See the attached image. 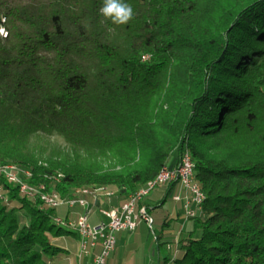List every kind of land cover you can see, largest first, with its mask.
Segmentation results:
<instances>
[{
    "label": "trees",
    "instance_id": "16d2710c",
    "mask_svg": "<svg viewBox=\"0 0 264 264\" xmlns=\"http://www.w3.org/2000/svg\"><path fill=\"white\" fill-rule=\"evenodd\" d=\"M125 2L117 25L103 0H0V162L127 199L187 149L206 216L170 264H264V0ZM35 134L86 156L45 166ZM0 183V264H59L54 240L76 233Z\"/></svg>",
    "mask_w": 264,
    "mask_h": 264
},
{
    "label": "built area",
    "instance_id": "2783aa9c",
    "mask_svg": "<svg viewBox=\"0 0 264 264\" xmlns=\"http://www.w3.org/2000/svg\"><path fill=\"white\" fill-rule=\"evenodd\" d=\"M0 33L3 36L6 35L3 29L0 30ZM178 169H185L184 183H175V174ZM193 169L194 166L188 161V156L182 151L179 155L178 163L172 168L167 167V171L162 174V177L157 178L153 188L154 190L161 186L167 189L172 187L171 191L176 189L172 199L182 204V214L185 223L198 217L196 198L205 196L203 191H198L192 184ZM7 182L13 184V182ZM147 195L132 194L120 206H110L103 209L101 212L105 220L97 223H93L89 219L90 199L95 200L93 197H88L87 202H80L79 199L73 205H64L63 200L58 202V204L47 203V205L40 206L55 210L60 207H66L69 211L81 208L82 211L76 210V218L73 220L55 217L54 221L57 225L67 226L68 229L76 233V258L78 264H105L109 255L115 249L118 233L134 231L141 223H145L150 230L154 231V218L149 212V207L144 203V198ZM43 196L47 198V195ZM27 197L31 198V194ZM66 258L69 259L70 255H67Z\"/></svg>",
    "mask_w": 264,
    "mask_h": 264
},
{
    "label": "crops",
    "instance_id": "0c3cea01",
    "mask_svg": "<svg viewBox=\"0 0 264 264\" xmlns=\"http://www.w3.org/2000/svg\"><path fill=\"white\" fill-rule=\"evenodd\" d=\"M179 156H174L169 162L170 168L174 167L178 163ZM168 189L165 187H161L157 190V192L165 195L167 194ZM156 192V193H157ZM172 191H170L171 193ZM169 193V194H170ZM154 195V194H153ZM165 198V197H164ZM163 198V200H164ZM166 200V199H165ZM124 201H126V197L121 195L118 191H113V194L109 197L107 196H99L97 199H90V208H89V219L93 223H97L100 221H104L105 217L102 214V210L109 208L110 206H120ZM144 203L149 207L150 214L154 218V224L159 227V235L156 236V240L158 242L160 237L164 236L163 241L158 242V244H163L167 247L168 250L171 251L170 256L166 259H161L160 248H157V252L153 249L152 245H148V236L146 235V231H148V227L145 223H141L137 226L134 231H124L117 234V242L115 249L111 252L109 257L107 258L105 264H118L119 257L121 256V251L127 249L131 243V239L138 240L140 246L144 254L142 253H134V259H132V263L129 264H170L172 261L180 256V241L187 234L188 230L192 228V222L188 221L184 223V225H178V220H181L182 214H180V210L175 209V213L167 211L166 213L160 209V211H154L155 208H159L162 206V203L152 204L148 203L144 200ZM77 211H82L81 208L76 209ZM175 223V227L172 231L166 233L165 229L172 228ZM76 236V235H75ZM77 239V236H76ZM148 245V247H147ZM148 248H151L152 251H149ZM68 252V251H67ZM70 253L68 252L67 255ZM138 256V257H137ZM63 258V257H62ZM66 262L69 264H78L77 261H74L71 257L65 258ZM157 260V261H155ZM163 260V261H162ZM64 261V260H63ZM60 261V262H63ZM58 261V263H60ZM66 264V263H65Z\"/></svg>",
    "mask_w": 264,
    "mask_h": 264
},
{
    "label": "rangeland",
    "instance_id": "374dc122",
    "mask_svg": "<svg viewBox=\"0 0 264 264\" xmlns=\"http://www.w3.org/2000/svg\"><path fill=\"white\" fill-rule=\"evenodd\" d=\"M28 152L29 154L33 155L35 159H37L39 161V163H43L45 166H47V160H51V161H59V160H64L67 159L68 161L70 160V162L77 160L78 161H82L84 160L86 154L83 151L80 150H74L72 149L65 141L62 137L60 136H56V135H44V134H35L33 135L28 143ZM176 154V152H173V155ZM180 155V154H179ZM108 163V162H107ZM58 173H61V171H57ZM106 187V186H104ZM108 188V187H107ZM161 188V186L155 188L154 190H152L145 198L144 200L146 202H150L152 204H159L162 203V206H160L159 208H155L154 211H160V209H162V211H164L165 213L167 211L173 212L175 213V209L177 207L178 210H180V214L183 213V208H182V204L179 202H175L172 199V196L176 193V189H174L170 194H168L166 200H163L164 197H166L165 193L161 194L159 192H157V190ZM108 190L110 191H116V190H111L108 188ZM157 192V193H156ZM154 194V195H153ZM76 210L73 211H69L68 208L66 207H60L58 209L55 210L54 216L55 217H61L63 219H70L73 220L76 218ZM183 215V214H182ZM206 214L203 215V219L205 218ZM25 218L24 216L22 217V222H24ZM184 219L181 216V220H178V225H184ZM148 227V226H147ZM175 227V223L173 224L172 228H166L165 232L168 233L170 231H172V229ZM153 229L154 231L150 230L148 227V231H146V235L148 236V245H152L154 247V251L157 252V248H160V254H161V259L163 258H167L170 256L171 251L167 249L166 246H164L163 244H158V242L163 241L164 236L160 237L158 242L156 240V236L159 235V227L157 225H153ZM55 243H57L59 246L65 248L70 254V257L74 260L77 261L76 258V251H77V239L75 235H67L58 239L54 240ZM131 245L125 249L121 251V256L119 257V262L118 264H129L132 263V259H134V253H142L144 254V252L142 251L140 246V243L138 240L135 239H131L130 240ZM147 245V247H148ZM149 251H152L151 248H148ZM65 251L63 253V255H61V257L59 259L60 262L59 264H69L66 262L65 258L68 254V252ZM138 257V256H137ZM157 261V260H155ZM163 261V260H162ZM78 262V261H77ZM58 263V262H56ZM150 264V262L148 263Z\"/></svg>",
    "mask_w": 264,
    "mask_h": 264
},
{
    "label": "bare ground",
    "instance_id": "6f19581e",
    "mask_svg": "<svg viewBox=\"0 0 264 264\" xmlns=\"http://www.w3.org/2000/svg\"><path fill=\"white\" fill-rule=\"evenodd\" d=\"M187 156L188 161L192 166H194V161L192 159L191 153L189 150H182ZM181 151V153H182ZM180 153V154H181ZM167 171V166H163L161 170L157 173V175L143 184L136 192L140 193V195L149 194L153 188L154 184L157 182L158 177H162V174ZM32 174L29 170L21 168L19 165L13 162H0V177L4 178L6 181L13 182L15 185H23L16 186L19 189V193L24 196H30L31 198H37L40 205L50 204H58V202H62L64 200V205H73L75 201L87 202L88 197H93V199H97L99 196H111L113 191L108 190L107 187L104 186H90V187H75L72 188L69 193H61L54 188H47L45 184H33L28 181L31 178ZM62 177V173H57L51 177L52 181L59 182ZM185 182V169H178V172L175 174V183H184ZM192 184L195 186V189L198 191H203L200 183L196 180L195 177V166L192 170ZM2 189L0 183V191ZM54 192V193H52ZM130 194V195H132ZM205 195V193L203 192ZM43 195H47V198ZM205 201V196L196 198V209L198 213V217H203L204 209L203 204ZM68 228L67 226H64Z\"/></svg>",
    "mask_w": 264,
    "mask_h": 264
},
{
    "label": "clouds",
    "instance_id": "9594fccd",
    "mask_svg": "<svg viewBox=\"0 0 264 264\" xmlns=\"http://www.w3.org/2000/svg\"><path fill=\"white\" fill-rule=\"evenodd\" d=\"M100 13L104 18L117 25L127 24L134 17L132 6L125 0H103Z\"/></svg>",
    "mask_w": 264,
    "mask_h": 264
}]
</instances>
